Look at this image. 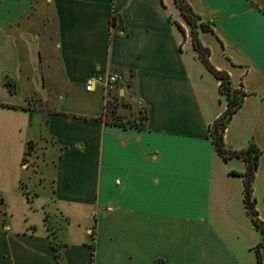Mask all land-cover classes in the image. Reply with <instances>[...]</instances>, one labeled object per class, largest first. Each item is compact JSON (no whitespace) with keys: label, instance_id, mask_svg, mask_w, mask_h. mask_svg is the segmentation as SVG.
<instances>
[{"label":"crops","instance_id":"1","mask_svg":"<svg viewBox=\"0 0 264 264\" xmlns=\"http://www.w3.org/2000/svg\"><path fill=\"white\" fill-rule=\"evenodd\" d=\"M186 1L210 63L247 95L224 144L260 150L264 222V0ZM182 21L173 0H0V196L23 204L0 221V264H259L258 246L264 264L246 164L210 136L227 102ZM95 73L121 78L108 98L126 119L144 109V130L104 122ZM29 143L52 198L21 190Z\"/></svg>","mask_w":264,"mask_h":264},{"label":"trees","instance_id":"2","mask_svg":"<svg viewBox=\"0 0 264 264\" xmlns=\"http://www.w3.org/2000/svg\"><path fill=\"white\" fill-rule=\"evenodd\" d=\"M176 7L180 11L182 17L186 21L191 31V41L193 48L198 55L199 60L207 68V70L220 82L219 92L225 97L227 102V108L225 112L214 122L210 128V136L212 138L213 145L217 154L226 162L232 159H240L246 164V171L243 175L244 178V204L247 213L252 219L255 228L264 235V222H262L256 210V200L253 198V183L255 175L258 169L260 150L251 145L247 150L234 152L228 150L224 144V133L228 125L231 123L234 115L241 109L245 97L247 96L242 90H235L231 86L230 77L226 72L216 70L210 63V50L203 46L199 38V33L210 32L211 29L208 25L201 21V18L193 12L186 0H173ZM12 93H15L14 86L10 83H5ZM144 111L142 114L141 112ZM140 116L134 119H126L124 116L118 113V108L111 105L110 110L105 115L104 122L111 126L120 127L123 129L133 128L142 131L146 128L147 112L142 109ZM31 143L28 147H30ZM25 187L21 186L23 194L26 196L28 202L31 200L28 197V193L24 191ZM0 205L5 207V201L0 196ZM3 215L7 217V213L3 212ZM260 246L256 248L258 263L262 264ZM93 253L91 254V257Z\"/></svg>","mask_w":264,"mask_h":264},{"label":"rangeland","instance_id":"3","mask_svg":"<svg viewBox=\"0 0 264 264\" xmlns=\"http://www.w3.org/2000/svg\"><path fill=\"white\" fill-rule=\"evenodd\" d=\"M35 2H38L39 0H34ZM45 1V0H43ZM183 26H181L182 30L184 31V33L186 34L187 32L189 33V36H191V31L189 26L183 22ZM187 30V32H186ZM140 111H142L141 107H138L137 111L134 110H130V116L131 119L133 117H138L140 116ZM142 114L144 113V111L141 112ZM46 142H48L46 144ZM30 144V143H29ZM52 143L49 142V140L45 139L44 143L42 144V148L43 147H48L49 145H51ZM29 146V145H28ZM42 156H41V152H40V148L38 149V147H34V144L31 143L30 147H28V151L25 154L24 158H23V165L26 166V174H25V178H28L29 181H27V186L24 185V183L21 184V186H24L25 189L24 191L26 193H28V197L29 199L32 201L35 197L39 196V195H49L52 198V185H50L49 189H45V187L42 186V178L39 176L40 172H41V165L43 164L42 161ZM42 173V172H41ZM8 206H7V210L5 207L0 205V221L5 219V216L3 215V212L7 211L8 217L13 216L17 218L18 214H20L23 210V204H21L22 202L19 201L17 198L15 197H10L8 195Z\"/></svg>","mask_w":264,"mask_h":264},{"label":"built area","instance_id":"4","mask_svg":"<svg viewBox=\"0 0 264 264\" xmlns=\"http://www.w3.org/2000/svg\"><path fill=\"white\" fill-rule=\"evenodd\" d=\"M121 82V78L118 75H103L93 74L86 81L85 90L87 93H93L100 89L105 97V111L108 113L110 106L117 107L115 100H110L108 97L116 90Z\"/></svg>","mask_w":264,"mask_h":264}]
</instances>
